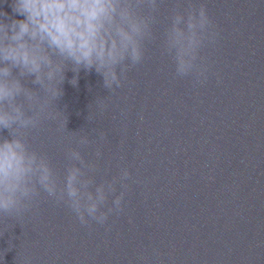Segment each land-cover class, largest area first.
Listing matches in <instances>:
<instances>
[{
	"label": "water",
	"instance_id": "obj_1",
	"mask_svg": "<svg viewBox=\"0 0 264 264\" xmlns=\"http://www.w3.org/2000/svg\"><path fill=\"white\" fill-rule=\"evenodd\" d=\"M11 2L0 0V11L11 16ZM177 2L183 11L188 0H162L155 39L121 87L109 91L94 70L72 85L67 70L49 104L55 118L29 131L61 177L69 147L97 161L96 183L128 168L124 211L89 227L41 193L22 218L0 216V264H264V0H191L220 33L202 49L199 86L176 77L163 54ZM72 132L91 143H70Z\"/></svg>",
	"mask_w": 264,
	"mask_h": 264
},
{
	"label": "clouds",
	"instance_id": "obj_2",
	"mask_svg": "<svg viewBox=\"0 0 264 264\" xmlns=\"http://www.w3.org/2000/svg\"><path fill=\"white\" fill-rule=\"evenodd\" d=\"M161 3L12 0L11 16L0 11V130L9 133L0 136V216L22 218L41 193L67 206L81 225L89 227L93 222L105 225L110 215L124 211L128 168L121 167L118 175L96 183L89 173L98 170L97 161L86 160L78 147H69L70 163L61 177L46 155L31 148L28 136L42 119L55 118L49 104L62 95L67 70L77 74L72 85L81 70H94L109 91L121 87L127 72L144 61L146 42L155 39ZM168 19L163 54L170 57L176 77L192 76L196 86L202 85L208 73L202 49L214 45L220 35L213 18L205 4L188 0L183 11L177 2ZM26 78L43 90V98L37 88L25 85ZM65 127L62 123L61 130ZM104 139L100 133V140ZM69 142L80 147L91 143L75 132ZM101 155L95 152L97 160Z\"/></svg>",
	"mask_w": 264,
	"mask_h": 264
}]
</instances>
